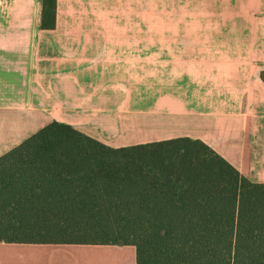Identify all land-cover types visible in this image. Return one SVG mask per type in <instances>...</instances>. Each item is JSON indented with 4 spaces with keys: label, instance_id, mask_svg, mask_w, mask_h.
<instances>
[{
    "label": "crops",
    "instance_id": "crops-1",
    "mask_svg": "<svg viewBox=\"0 0 264 264\" xmlns=\"http://www.w3.org/2000/svg\"><path fill=\"white\" fill-rule=\"evenodd\" d=\"M41 15L0 0V156L58 121L113 148L200 139L264 182V0H57L53 30ZM2 246L63 264L51 248L106 245Z\"/></svg>",
    "mask_w": 264,
    "mask_h": 264
},
{
    "label": "trees",
    "instance_id": "trees-1",
    "mask_svg": "<svg viewBox=\"0 0 264 264\" xmlns=\"http://www.w3.org/2000/svg\"><path fill=\"white\" fill-rule=\"evenodd\" d=\"M42 0L41 28H56ZM136 264H264V182L200 139L113 148L54 121L0 156V246L115 245Z\"/></svg>",
    "mask_w": 264,
    "mask_h": 264
},
{
    "label": "rangeland",
    "instance_id": "rangeland-1",
    "mask_svg": "<svg viewBox=\"0 0 264 264\" xmlns=\"http://www.w3.org/2000/svg\"><path fill=\"white\" fill-rule=\"evenodd\" d=\"M151 9V3H146V13L152 12ZM261 32V35H264V27ZM51 249L52 251L47 254L49 261L60 260L63 264H134L135 257L133 248L123 243L110 246H65ZM31 254L30 248L0 246V264H33Z\"/></svg>",
    "mask_w": 264,
    "mask_h": 264
}]
</instances>
